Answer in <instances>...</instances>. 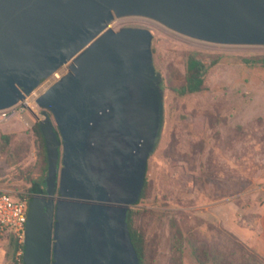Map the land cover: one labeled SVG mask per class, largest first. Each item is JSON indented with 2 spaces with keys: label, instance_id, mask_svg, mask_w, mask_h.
<instances>
[{
  "label": "water",
  "instance_id": "1",
  "mask_svg": "<svg viewBox=\"0 0 264 264\" xmlns=\"http://www.w3.org/2000/svg\"><path fill=\"white\" fill-rule=\"evenodd\" d=\"M127 17L202 42L264 46V0H0V110L68 66L36 100L49 189L30 200L24 264H140L127 219L163 107L151 31L111 28Z\"/></svg>",
  "mask_w": 264,
  "mask_h": 264
},
{
  "label": "rangeland",
  "instance_id": "2",
  "mask_svg": "<svg viewBox=\"0 0 264 264\" xmlns=\"http://www.w3.org/2000/svg\"><path fill=\"white\" fill-rule=\"evenodd\" d=\"M111 28L151 31L161 82L163 126L149 160L145 196L133 207L140 210L137 225L148 239L149 264H203L194 245L217 246L218 231L232 233L229 213L239 221L252 216L250 207L264 205V68L245 62L264 57V46L202 42L143 17L115 19ZM191 58L207 68L204 88L184 95L177 90L186 82ZM67 73L68 66L31 98ZM36 125L23 119L0 125V136L11 135L21 154L14 166L0 156V189L27 193V180L40 175ZM176 227L185 234L183 244L175 240ZM12 256L10 245H0V264H11Z\"/></svg>",
  "mask_w": 264,
  "mask_h": 264
},
{
  "label": "trees",
  "instance_id": "3",
  "mask_svg": "<svg viewBox=\"0 0 264 264\" xmlns=\"http://www.w3.org/2000/svg\"><path fill=\"white\" fill-rule=\"evenodd\" d=\"M245 62L251 66H259L264 68V57L258 59H246ZM188 69L189 72L186 82L177 90V92L184 95L201 92L204 88V76L207 72V68L201 62L191 58L189 60ZM34 130L41 140L39 155L42 161V167L38 177L29 178L27 181L30 184H33L34 182L43 184L46 182V179L49 175L48 155L46 143L39 124L36 125ZM12 139L13 137L11 135L0 136V156L7 155L9 163L14 166L20 160L21 154L13 148ZM36 186L40 187L42 185ZM146 188L147 181L145 183L141 199H143L145 196ZM139 215V209H130L127 222L133 244L138 253L140 264H149V243L144 231L141 230L137 225ZM176 229L175 240L179 244H183L185 234L178 227H176ZM216 244L217 246L204 244L200 249L194 245V254L198 261L202 262L203 264H264V258L258 255L256 252L245 248L238 238L228 231H218V239ZM10 247L14 253L13 242L10 244ZM182 252L183 251H181V253Z\"/></svg>",
  "mask_w": 264,
  "mask_h": 264
},
{
  "label": "built area",
  "instance_id": "4",
  "mask_svg": "<svg viewBox=\"0 0 264 264\" xmlns=\"http://www.w3.org/2000/svg\"><path fill=\"white\" fill-rule=\"evenodd\" d=\"M36 100L28 97L18 105L0 110V125L14 119H23L28 125L42 120ZM15 197V198H14ZM30 197L27 193H14L0 189V245L14 244L11 264H24L26 227Z\"/></svg>",
  "mask_w": 264,
  "mask_h": 264
},
{
  "label": "crops",
  "instance_id": "5",
  "mask_svg": "<svg viewBox=\"0 0 264 264\" xmlns=\"http://www.w3.org/2000/svg\"><path fill=\"white\" fill-rule=\"evenodd\" d=\"M252 216L237 218L235 213H229L227 229L235 234L249 249L264 258V205L249 208ZM224 220V218H223Z\"/></svg>",
  "mask_w": 264,
  "mask_h": 264
},
{
  "label": "flooded vegetation",
  "instance_id": "6",
  "mask_svg": "<svg viewBox=\"0 0 264 264\" xmlns=\"http://www.w3.org/2000/svg\"><path fill=\"white\" fill-rule=\"evenodd\" d=\"M51 87V86H50ZM49 87V88H50ZM48 88V89H49ZM47 89V90H48ZM46 90V91H47ZM41 113H43V110L41 109ZM38 124V123H37ZM146 144H147V142H146V140H143L142 141V147L143 148H145L146 147ZM151 157V156H150ZM150 157H149V160H150ZM149 160H148V164H149ZM62 168V167H61ZM147 169H148V166H147ZM60 178H61V173H60V175H59V180H58V186H57V189H56V193H55V199L57 200L58 198H60L61 197V195H60ZM48 179H49V175H48V177H47V179H46V182L45 183H43V184H41V183H39V182H34L33 184H31L30 185V188H29V191L27 192V194L29 195V197H30V200L34 197V196H36V195H41V196H47L48 195V189H49V186H48ZM146 180H147V174H146ZM146 183V182H145ZM36 185H42V186H40V187H38V186H36ZM43 190V191H42ZM141 200V199H140ZM139 200V201H140ZM139 203V202H138ZM137 203V204H138ZM136 204V205H137ZM135 205V206H136ZM55 223H56V221H55Z\"/></svg>",
  "mask_w": 264,
  "mask_h": 264
},
{
  "label": "bare ground",
  "instance_id": "7",
  "mask_svg": "<svg viewBox=\"0 0 264 264\" xmlns=\"http://www.w3.org/2000/svg\"><path fill=\"white\" fill-rule=\"evenodd\" d=\"M55 76H57L56 74H55ZM58 77V76H57Z\"/></svg>",
  "mask_w": 264,
  "mask_h": 264
}]
</instances>
